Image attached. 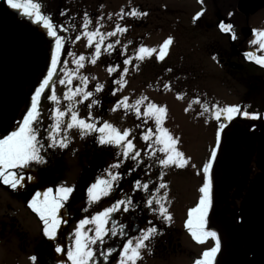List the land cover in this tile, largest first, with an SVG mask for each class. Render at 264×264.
<instances>
[{
    "label": "rangeland",
    "instance_id": "rangeland-1",
    "mask_svg": "<svg viewBox=\"0 0 264 264\" xmlns=\"http://www.w3.org/2000/svg\"><path fill=\"white\" fill-rule=\"evenodd\" d=\"M40 2L43 5V12L49 14L57 26L64 25L67 28V31L58 29V34L65 37L66 49L61 50L58 69L75 70V74L72 77V85L59 83L64 76L63 71H58L54 76L55 93L61 99V104L66 103L62 99L64 91L75 85L85 87L80 84L79 75L87 76L85 90L92 91L93 97L78 105L80 117H87L89 111L87 104L91 99L98 100L99 103L93 105L91 109L93 116L97 118V125L108 121L120 130L132 129L133 142L141 151V157L138 158L141 166L135 165L131 160H125L121 168L115 170L122 173L117 191L110 197L102 198L98 204L88 205L86 194L88 185L98 176L106 177L104 170L122 157L116 156L118 149L114 146L98 144L96 142L98 133H90L81 138L76 128L70 129L69 146L66 149H47L44 153L49 161L47 169L41 172L34 166L32 170L36 179L27 181V184L20 188L23 193L30 192L33 188L30 195H34L37 191L42 192L45 188L55 187L61 183L73 185L75 191L61 209L62 218L67 223L58 229L56 241L49 240L43 236L41 222L28 207L23 196L16 198L9 191L6 195L0 192V216L7 215L9 220L16 219L23 238L22 244L28 246L23 252L18 248L20 239L13 236L7 240V244L1 241L0 264H33L28 259L32 255L38 257L36 264H69L66 249L72 243V233L77 221L85 215H91L109 206L122 193L133 196L138 204L133 211L114 214L119 223L127 225L128 236H136V229L146 227L149 220L159 230L149 243L150 251H144L143 259L138 264H192L204 248L212 246L211 240L203 245L195 243L184 227L187 209L194 206L199 196L198 188L202 183V173L197 175V172L207 160L214 145V129L217 126L210 113L198 115L202 111L201 103L241 104L247 105L250 112H263L261 118L255 120L238 116L222 133L221 145L213 165V207L209 212V227L217 231L221 238V251L216 257L217 264H264V88L259 86L255 91L257 94H254V89L257 88L253 89L251 84L247 85L248 82H245L241 74L237 72L231 74L225 65L230 45L216 29L218 20L237 21L239 16L235 10L237 1L203 0V3H200L199 0H40ZM132 8L146 15L132 17L124 14ZM201 8L204 9L202 15L194 20L193 17ZM121 9L124 12H121ZM61 12L64 15H61ZM85 13L91 21L87 29L89 31L96 30L97 18L101 33L114 31L117 24L127 27L126 32L117 31L115 36L105 37L101 44V55L95 64L90 60L95 52L96 41L94 40L93 45H88L85 36L80 40L75 39L76 35L84 31L81 25ZM247 23L251 30L264 29V8L253 18H249ZM0 30L11 34L22 33L29 42L27 59L31 63L28 70L30 73L26 72L29 74L23 81V90L15 101L16 124L22 119V114L30 104L31 93L47 73L54 40L47 36L46 30L40 25L32 23L20 11L9 8L3 0H0ZM168 36L173 37V42L163 60H156L155 53L143 61L136 59V53L141 45L155 48L158 52L159 45ZM252 39L253 36L246 39L248 45ZM109 43L113 45L112 49L104 52L103 49ZM68 51L74 52L76 57L84 55L82 68H77V65L72 63L75 57L68 56ZM214 56L216 59H213ZM128 57L132 59L127 65L129 71L124 74L127 83L121 88L115 81L120 80L119 73L123 71V60ZM65 61L67 63H64ZM109 66L116 67V72L109 75L107 71ZM93 77L95 79H92ZM97 83L104 85L100 92L95 91ZM165 84H168L169 88H165ZM113 90H116L115 95L112 94ZM46 91L50 93L51 89ZM178 94H181L182 98L178 99ZM123 96L129 98V104L141 96H146L149 101L165 106L167 113L164 126L180 138V149L191 158L190 165L185 168L164 169L163 181L168 185L167 200L170 201L166 207L172 214L171 223L157 219V215L145 207L144 202L147 198L145 193L143 195L140 191L135 193L132 191L133 181L140 179L139 174L142 171H145V180L151 179L152 183L158 186L161 182L160 168L152 166L149 170L152 161L143 155L146 142L140 139V132L145 129L138 128L137 125L142 124L145 118L138 119L134 112H125L123 108L111 110L115 102ZM196 97H199V102ZM189 104L191 108L185 112L184 109ZM52 106V102L46 98L40 104L42 139L46 138L43 129L51 122L49 111ZM147 126L154 128L153 121L149 120ZM106 150L108 151L104 153ZM191 165L196 167L193 168ZM132 167H136V171L129 174L128 169ZM34 182L37 187H31ZM163 191L165 190H161V193ZM86 207L87 213L83 211ZM122 239L124 238L112 237L108 244L119 249L121 245L115 242ZM165 239L172 242L171 247H168V242L167 248L164 246ZM56 243H60L65 249L63 254H56L53 249ZM116 255L114 253L111 258L112 264H116ZM98 264H103L102 258L98 257Z\"/></svg>",
    "mask_w": 264,
    "mask_h": 264
},
{
    "label": "snow or ice",
    "instance_id": "snow-or-ice-1",
    "mask_svg": "<svg viewBox=\"0 0 264 264\" xmlns=\"http://www.w3.org/2000/svg\"><path fill=\"white\" fill-rule=\"evenodd\" d=\"M6 5L14 10H18L22 15L28 17L32 23L40 25L46 30L47 36L53 38L54 46L51 48V60L47 67V73L39 81L31 93L30 104L26 112L22 114V119L12 125L11 131H6V134L0 135V183L10 186L13 189L23 188L26 181L36 179L35 175H25V170H29L34 166L39 171L47 169L49 161L45 156L47 149H66L70 143L68 132L72 128L78 130L79 135L83 138L90 133H98L96 142L100 145L114 146L118 149L116 152L117 159L114 163L108 165L104 170L106 177L98 176L93 183L88 185L86 189L88 205L98 204L102 198L110 197L117 191V186L122 180V173L115 171L121 168L125 160H131L135 165H139L141 151L137 149L133 142L132 129L125 128L120 130L108 121L96 123L97 118L92 114V106L99 103L96 99H91L87 104L89 109L87 117L82 118L79 115L78 105L83 104L86 100L93 97L92 91H86L85 87L88 82V77L79 75L80 85L68 87L63 93V100L66 101L63 105L61 99L55 93L54 76L58 71H63L64 76L59 80L61 85H72V77L75 70L58 69V64L61 62V50L65 49V37L58 34L60 31H67L64 25L57 26L49 14L43 12V5L40 0H3ZM203 3V0H199ZM204 9L201 8L193 19L199 18ZM121 12H124L121 9ZM125 15L136 17L143 16L146 13L132 8L131 11L124 13ZM61 15H64L61 12ZM110 16L112 14H109ZM119 15V14H117ZM231 15V13H229ZM122 18V17H121ZM91 23L88 14L85 13L81 28L84 29L75 39L80 40L82 36L87 37L88 45L94 43L95 52L93 53L90 62L95 64L97 58L101 55V44L106 36H115L116 32H126L127 27H122L119 24L112 32L101 33L99 31L100 23L97 18L96 30L89 31L88 26ZM221 32L229 34L232 40H236L237 36L233 30L232 24H227L221 21L218 24ZM253 39L249 41V45H255V50L245 51L244 58L261 67H264V55H258L257 52H264V29H252ZM99 37L97 40L96 38ZM173 42V37L168 36L159 45V50L152 47L141 45L136 53V59L139 61L145 60L146 57H152L155 53L156 60H163L168 54L169 46ZM129 43H131L129 41ZM113 45L109 43L104 49L108 52ZM66 50V49H65ZM68 56L75 57L72 63L77 65V68L84 66L85 57L83 54L76 57L72 51L67 52ZM131 57L123 60V71L119 73L120 80L115 81L122 88L127 83L124 79V74L129 71L127 65L131 61ZM213 59H216L214 56ZM64 63H67L65 61ZM109 75L116 72V67L109 66L107 68ZM92 79H95L93 77ZM169 88L168 84L164 85ZM104 88L103 84L97 83L95 91L100 92ZM51 89V92H47ZM113 95L116 90H113ZM77 97H79L77 99ZM52 102L53 106L49 111L51 122L43 131L46 133V138L41 137L42 117L40 104L43 99ZM177 98H182L178 94ZM199 102V97L195 98ZM127 96L121 97L115 102L112 111L123 108L125 112H134L139 119L144 117L142 124L137 125L138 128H144L140 132V139L146 142V148L143 155L149 157L152 161L149 165V170L152 166H159L160 183L153 184L151 179L141 181L136 179L133 181L132 191H143L146 194L145 207L152 213L157 215V219L163 220L166 223L172 222V214L166 207L168 188L167 183L163 181L165 175L164 169L176 167L185 168L190 165L191 158L180 149V138L173 135L167 127L164 126L166 119L167 108L163 105L151 102L146 96H141L134 100L131 104L128 103ZM145 105L144 107H141ZM247 105L241 104H224L219 103H201L202 111L198 115L203 116L204 113H210L211 117L217 122L214 129L215 140L214 145L210 149V153L202 167L198 170L197 175L202 173V183L198 188V199L194 206L187 209V218L184 221V227L190 234L192 240L203 245L207 241H212L211 247H206L192 261V264H217V254L221 251V238L217 231L209 227V212L213 207V165L217 159L218 150L222 141V133L227 129L229 123L234 121L238 116L249 118L252 120L261 118V113L250 112L247 110ZM191 104L184 109L188 112ZM154 123L153 127H148V121ZM208 120H205L207 123ZM162 154V155H158ZM195 168L196 165H191ZM136 171V167L128 169L129 174ZM151 185V187H150ZM161 190L163 193H161ZM75 187L61 183L55 187L45 188L42 192L37 191L27 201L28 207L39 218L42 225V234L49 240L56 241L58 229L61 225L67 223L62 218L61 209L70 200ZM122 192V190H121ZM138 204L134 201L133 196L122 193L109 206L103 207L99 211H95L91 215H85L77 221L73 230L72 243L66 249L67 261L69 264H98V257L102 258L103 264H112L113 254L116 253V264H138L143 259L145 250L150 251L149 243L155 235L159 233L158 228L151 220L147 222L144 228H137L136 236L129 237L126 231L127 225L119 223L114 214L120 212H130L137 208ZM85 213L88 208H84ZM112 237H123L122 240H117L115 243L121 245L119 249L108 244V240ZM65 249L60 243L55 244V252L63 254ZM33 264H36L38 257L32 255L28 258Z\"/></svg>",
    "mask_w": 264,
    "mask_h": 264
},
{
    "label": "flooded vegetation",
    "instance_id": "flooded-vegetation-1",
    "mask_svg": "<svg viewBox=\"0 0 264 264\" xmlns=\"http://www.w3.org/2000/svg\"><path fill=\"white\" fill-rule=\"evenodd\" d=\"M262 8H264V1L263 4L257 9V11L254 12V14L242 15L238 13L239 16H237L239 19L237 18V21L232 19H227L226 21L224 20L225 22H228L229 24H232L234 26L233 30L237 36L236 40H232L229 34H220V36L226 39L227 43L230 45L229 52L226 53L227 58L225 59V65H227V67L229 68L228 70L231 72V74H235V72L241 74L243 76L242 78L245 79V82L249 83H247V85L251 84L253 89L257 88L256 90L254 89V94H257V92L255 91L259 89V86L264 88V67L246 60L243 53L245 51L256 49L255 45H252L253 47H251L247 43L246 39L253 36L251 26L247 22L249 18H253L254 15L261 11ZM28 44V39L24 37L22 33L16 32L14 34H11L8 32H4V30H0V135L6 134V131H11V126L15 125V101L18 97H20V94L23 90V81L25 77L30 73L28 70L30 69L31 63L27 59ZM257 54L264 55V53L261 52H257ZM221 62H224V60H221ZM26 72L29 73L27 74ZM107 151L108 150L104 151V153ZM139 165L141 166V164ZM33 172L34 171L32 170V168L29 170H25V175H33ZM144 174L145 171H142L141 174H139L141 181H147L144 178ZM34 183L33 185H31V187L37 185L36 183ZM25 184H27V181L25 182ZM36 187H34V189H36ZM32 189L30 190V192L23 193L21 192V189L19 187L17 189H13L8 185L0 183L1 193L6 195L7 191H9V193L16 196V198H22L23 196L26 202L32 196L30 195L32 193ZM140 192H142V194L144 195L143 191ZM135 226H137V224ZM19 230V225L16 224L15 218L9 220L7 215L0 216V242L2 241L1 243L7 244V240L9 241L12 236L15 239L19 238L20 246H18V248H21L22 251L25 252L24 250H26L28 246L22 244L23 238ZM167 242L168 247H171L172 242L167 241V239H165L164 246H166L167 248ZM53 249H55L54 246Z\"/></svg>",
    "mask_w": 264,
    "mask_h": 264
},
{
    "label": "water",
    "instance_id": "water-1",
    "mask_svg": "<svg viewBox=\"0 0 264 264\" xmlns=\"http://www.w3.org/2000/svg\"><path fill=\"white\" fill-rule=\"evenodd\" d=\"M237 1L238 3L236 6V10L239 11L241 14H245V15L254 14L256 9H258L263 3V0H237ZM221 21L223 20H220V22Z\"/></svg>",
    "mask_w": 264,
    "mask_h": 264
}]
</instances>
